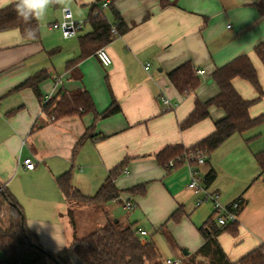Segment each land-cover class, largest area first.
I'll use <instances>...</instances> for the list:
<instances>
[{
    "label": "crops",
    "instance_id": "1",
    "mask_svg": "<svg viewBox=\"0 0 264 264\" xmlns=\"http://www.w3.org/2000/svg\"><path fill=\"white\" fill-rule=\"evenodd\" d=\"M110 1L127 30L102 47L111 58L108 66L95 51L76 61L81 56L80 37L91 32L88 16L95 0L54 5L58 11L38 21L36 40L23 39L18 29L0 31V189L13 195L26 226L50 253L69 247L82 238L81 233H90L86 228L93 231L116 220L146 231L143 238L153 241L157 251L162 245L167 259L206 262L207 258L194 254L204 243L199 227L210 218L215 221L212 205H196V195L187 189L184 159L164 166L157 154L170 146L187 149L214 130V123L225 115L214 105L208 107L207 118L186 128L180 124L193 110L195 99L205 102L218 94L212 74L236 57L250 59L260 87L257 90L238 76L231 80L232 86L243 99L253 101L250 117L264 114V62L254 52L264 41V15L255 6L257 0H167L164 6L160 0ZM9 4L10 0H0V9ZM64 7L85 24L75 37L64 38L50 26L62 17ZM107 10L101 12L114 23ZM71 60L75 64L67 67ZM186 62L203 73L197 75L196 90L182 95L168 74ZM40 71L46 74L39 84L43 99L85 90L97 112L112 99L120 111L107 118L95 119L89 112L53 120L32 88L14 90ZM165 98L169 105L163 103ZM259 152H264V124L233 134L199 168L204 175L214 169L216 176L207 188L216 191L222 203L243 200L235 232L223 231L217 237L232 264H240L244 255L264 244V178L255 159ZM27 157L35 163L32 170L22 165ZM121 162V174L114 181L119 195L102 207L70 203L56 184L60 174L69 172L71 185L92 196ZM141 184L144 194L127 191ZM126 201L134 205L132 209L125 207ZM117 207L126 214L118 216ZM179 207L182 216L171 220ZM62 258L66 264H82L72 254Z\"/></svg>",
    "mask_w": 264,
    "mask_h": 264
},
{
    "label": "trees",
    "instance_id": "2",
    "mask_svg": "<svg viewBox=\"0 0 264 264\" xmlns=\"http://www.w3.org/2000/svg\"><path fill=\"white\" fill-rule=\"evenodd\" d=\"M102 1L104 0H95L91 8L88 16L91 32L80 37L81 56L76 61L106 45L113 37L111 33L113 24H116L118 34L127 30L119 12L111 1L108 7L114 23L108 21L103 13L98 10V5ZM160 2L164 6L167 0H160ZM255 6L258 12L264 15V0H257ZM9 29H18L25 40L32 41L39 37V22L35 19L27 24L23 22L18 17L13 3L0 9V31ZM254 52L264 62V41L254 47ZM74 64L75 60H71L67 62V67ZM237 76L247 80L259 90L256 71L246 55L236 57L217 68L212 74V79L219 88L218 94L205 102L195 99L193 110L180 126L186 128L207 118L209 116L208 107L211 105L221 108L224 111V117L214 123V130L209 135L193 146L184 149L182 146L176 145L160 151L157 154L160 164L167 166L170 160H174L175 163L181 159L185 160L186 156L198 150L207 153L206 163L208 164L211 153L233 134L244 133L264 124V114L250 117L248 109L253 101L243 99L232 86L231 80ZM168 77L182 95L193 93L199 85L197 74L189 62L171 71ZM45 78V72L40 71L18 84L14 90L25 87L32 88L35 95L41 99L42 110L53 120L65 117H81L89 112L94 115L95 119L107 118L120 111L118 103L112 99L104 111L97 112L89 93L85 90L63 92L56 97L45 100L39 90V84ZM83 138L81 137L77 141L74 150L80 146ZM255 159L260 168L261 176L264 178V152L256 153ZM123 163L121 162L109 171L106 179L92 196L82 194L71 185L69 172L60 174L56 178V184L68 202L75 205L102 207L119 195V190L115 187L114 181L121 174ZM215 176L214 169L210 167L205 174L206 185H209ZM127 191L132 194H144L145 185H137L127 189ZM1 209L3 210V219H0V251L3 256L0 258V264H47L48 262L57 264L45 254L38 235L26 226L21 206L5 188L0 189V211ZM182 214L183 210L179 207L172 213L170 219L178 221ZM69 215L73 221L72 211H69ZM215 222L213 218H210L203 226L199 227L204 243L194 256L207 258V264H232L219 246L217 237L223 231L235 232L233 226L235 223L219 226ZM66 253L74 255L82 264H160L158 251L153 241L139 236L132 226L123 225L116 220L108 221L84 237L76 239L69 247L58 253H51V255L57 259L58 264H66L62 258V255ZM191 261L193 263L189 264H194V258H191ZM239 263L264 264V244L244 255Z\"/></svg>",
    "mask_w": 264,
    "mask_h": 264
},
{
    "label": "built area",
    "instance_id": "3",
    "mask_svg": "<svg viewBox=\"0 0 264 264\" xmlns=\"http://www.w3.org/2000/svg\"><path fill=\"white\" fill-rule=\"evenodd\" d=\"M110 5V0H104L98 5V10L107 8ZM84 22L76 21L73 18L72 12L69 8H62V17L59 21L53 22L51 28L58 29L64 38H71L77 36L84 28ZM111 33L117 35L116 24L112 25ZM96 56L100 62L108 66L111 64V58L103 48L96 51ZM195 73L201 75L203 71L196 69ZM165 105H169L168 99H163ZM207 153L204 151H196L185 157V162L188 169V183L187 189L196 195V205L199 206L204 202H209L213 208V217L219 226H226L230 223L237 222V215L241 207L243 206V200L237 198L228 204H224L220 200V195L216 191H209L205 183V175L199 170L200 167L204 166L207 160ZM22 165L27 170L35 168V163L31 157L24 158ZM169 166H173V161L169 162ZM133 204L129 201L125 202L127 209H132ZM139 236L144 237L147 232L142 229L135 231ZM167 264H183L179 258L166 259Z\"/></svg>",
    "mask_w": 264,
    "mask_h": 264
},
{
    "label": "clouds",
    "instance_id": "4",
    "mask_svg": "<svg viewBox=\"0 0 264 264\" xmlns=\"http://www.w3.org/2000/svg\"><path fill=\"white\" fill-rule=\"evenodd\" d=\"M10 2L14 4L18 17L27 24L33 19L43 20L49 8L63 4L65 0H10Z\"/></svg>",
    "mask_w": 264,
    "mask_h": 264
},
{
    "label": "rangeland",
    "instance_id": "5",
    "mask_svg": "<svg viewBox=\"0 0 264 264\" xmlns=\"http://www.w3.org/2000/svg\"><path fill=\"white\" fill-rule=\"evenodd\" d=\"M64 4V3H63ZM52 11H58L57 9H54V8H52L51 7V10H50V8H49V10H48V13H47V15H46V19H50L51 18V14L52 13H54V12H52ZM74 11V10H73ZM107 11H109V10H107ZM55 12V13H56ZM72 12V11H71ZM58 20L57 21H59L60 19H61V17L60 18H57ZM53 22H55V21H53ZM53 22H51V23H53ZM2 209H1V211H0V219L2 220L3 219V215H2ZM115 212H117V214H118V216H121V215H124V214H126V211H124V210H122L120 207H117L116 209H115ZM99 222V221H98ZM92 226V225H91ZM98 226H101L100 224L98 225ZM91 227H89V228H86V230L87 231H89V232H91L92 230V228L90 229ZM86 231V232H87ZM87 234H89V233H83V235H82V233H81V237H84L85 235H87ZM160 251H158V262L160 263V264H167L166 263V259H167V257H168V255L166 254V252L164 251V249H163V247H162V245H161V248L159 249ZM178 252H179V254L180 255H182L183 256V254L182 253H184V250H178ZM182 260V259H181ZM202 264H207V261L206 262H202Z\"/></svg>",
    "mask_w": 264,
    "mask_h": 264
},
{
    "label": "water",
    "instance_id": "6",
    "mask_svg": "<svg viewBox=\"0 0 264 264\" xmlns=\"http://www.w3.org/2000/svg\"><path fill=\"white\" fill-rule=\"evenodd\" d=\"M43 251L45 252V254H46L49 258L52 259V261H54V262L57 263V264L59 263V262L57 261V259H55L54 257H52L51 253H49V252L46 251V250H43ZM184 253L187 254V251L184 250Z\"/></svg>",
    "mask_w": 264,
    "mask_h": 264
}]
</instances>
